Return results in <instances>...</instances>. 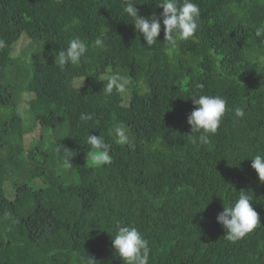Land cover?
<instances>
[{
	"label": "trees",
	"instance_id": "16d2710c",
	"mask_svg": "<svg viewBox=\"0 0 264 264\" xmlns=\"http://www.w3.org/2000/svg\"><path fill=\"white\" fill-rule=\"evenodd\" d=\"M128 2L0 0V264H122L111 243L117 221L149 240V264H264V182L250 160L264 155V37L254 35L264 0H193L199 28L171 52L163 29L147 48L123 13ZM133 2L139 15L162 12L159 0ZM22 35L26 49L40 42L30 73H16ZM74 37L89 45L79 65L45 59ZM97 38L106 49L93 46ZM115 72L133 83L104 95ZM193 94L227 100L207 145L192 142L199 133L186 122ZM81 113L93 119L81 122ZM119 124L131 145L115 142ZM34 130L32 149L50 141L38 160L25 154ZM88 135L112 145L110 165H93ZM59 145L72 151V168ZM241 190L252 192L260 226L232 242L216 216Z\"/></svg>",
	"mask_w": 264,
	"mask_h": 264
},
{
	"label": "clouds",
	"instance_id": "9594fccd",
	"mask_svg": "<svg viewBox=\"0 0 264 264\" xmlns=\"http://www.w3.org/2000/svg\"><path fill=\"white\" fill-rule=\"evenodd\" d=\"M155 7L162 9V12L158 16L153 13L148 17L138 14V9L134 7L133 0H129L123 7V13L130 18L135 32L142 35L147 48L157 44V37L162 29L164 42H166V47L170 52L174 51L181 41H187L194 37L199 28L198 21L201 17V9L197 3L193 0H159ZM75 23L78 21L73 20V24ZM254 35L257 38L264 37V26L257 27ZM93 46L106 49V44L101 38H97L93 42ZM6 47V42L0 39V50ZM88 49L89 45L85 40L74 37L68 41L65 49H60L58 54H55V61H58L61 67L68 64L79 65L82 58H85ZM132 83L131 76L115 72L108 76L107 84L103 87V93L110 95L114 90L119 93H126ZM196 87L202 89L203 85L198 84ZM188 99L191 100L194 109L187 116L186 122L192 133H199L192 142H199L201 145L210 144V137L217 133L225 114L229 111L227 100L219 95L205 94H193ZM234 115L237 119L243 118L245 112L242 108L236 107ZM92 119V114L81 113L79 117L81 122ZM114 137L115 142L119 145H131L130 130L124 124H119L114 128ZM86 142L93 149L91 152L93 165L101 167L112 163L110 154L112 145L107 143L103 136L88 135ZM60 148L64 147L59 145L57 152L60 151ZM64 149L62 164L64 168L70 169L73 167L70 163L73 157L72 151ZM250 160L251 168L257 174L259 181L264 182V155L256 154ZM252 204V192L241 190L238 198L234 202L223 205V211L217 214L216 222L226 229L225 238L228 241L236 242L260 226V214L254 210ZM7 215L11 216V213ZM115 229L111 243L122 264H149L151 252L149 240L135 226L125 225L121 221L116 222ZM88 264H94V261L89 259Z\"/></svg>",
	"mask_w": 264,
	"mask_h": 264
},
{
	"label": "rangeland",
	"instance_id": "374dc122",
	"mask_svg": "<svg viewBox=\"0 0 264 264\" xmlns=\"http://www.w3.org/2000/svg\"><path fill=\"white\" fill-rule=\"evenodd\" d=\"M25 36L24 35H22L18 40H17V42L18 43H15L14 44V46H15V48H14V52H18V51H20L21 49H23L25 46H26V44H27V42L26 41H22L23 39H25L24 38ZM21 41V42H20ZM34 44H35V47H34V45H33V43H32V46L34 47V48H28V49H26V48H24V55H22L21 57H19V59H18V61H17V63H16V67H17V69H16V73H18V72H20V71H28V73H30V69H31V67H32V64H33V61H31V55L33 54V53H36V50H37V48L39 47V45H40V42L39 41H34ZM58 52H59V50H54V51H49L48 52V56H46L45 55V59L46 58H52V59H54L55 60V54H58ZM56 62H58V61H56ZM32 75V74H31ZM30 75V76H31ZM81 82L80 81H76L75 82V85L77 86V85H79ZM27 100H28V98L26 97V95L25 94H22L21 95V101H20V108H21V113H24V114H26L27 115ZM24 125H25V123H24ZM25 127H27L26 125H25ZM114 134V133H113ZM37 138H38V136H37V131H33V132H30L29 134H27V135H25V137H24V146H25V154L26 155H29L31 152H32V150H34V156H36V160H38L40 157H38L37 156V154H38V152L39 153H41L44 149H45V147H47L48 146V144H49V140L47 139L45 142H44V144H37L35 147H34V149H32V144L34 143V141H36L37 140ZM55 142V139H53V141H52V143H54ZM44 148V149H43ZM42 161V160H41ZM5 185V184H4ZM3 188L5 189V191H6V189L10 192V189H11V187L9 186V184L8 185H5V186H3Z\"/></svg>",
	"mask_w": 264,
	"mask_h": 264
}]
</instances>
